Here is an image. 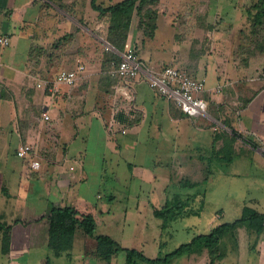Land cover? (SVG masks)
Masks as SVG:
<instances>
[{
  "label": "crops",
  "instance_id": "obj_1",
  "mask_svg": "<svg viewBox=\"0 0 264 264\" xmlns=\"http://www.w3.org/2000/svg\"><path fill=\"white\" fill-rule=\"evenodd\" d=\"M91 1L0 0V40H7V44L0 43V115L6 113L10 123L4 139L8 140L9 146L13 138L17 140L11 152L17 161L6 162L7 170L0 172V259L4 258L0 264H46L47 217L52 208L65 206L89 208L95 218V235L110 237L123 249H133L147 259H156L164 250L158 242L159 235L150 245L146 241V245L127 248L122 243H131L135 237L124 230L125 225L134 220L144 223V227L149 222L162 226V219L156 217L154 211L164 210L168 200L189 203L195 196L202 195L192 186L209 179V162L206 161L213 158L221 160L224 155H229V151L233 156L231 164L238 162L237 157L243 151H251L254 153L253 162L264 169V78L244 77L247 60L243 58L235 66L231 58L213 60L212 55L205 54L210 48L206 37L200 46L192 45L185 53L174 44L162 48V41L155 40V36L165 15L164 11L156 10L155 5V35L146 39L147 34L139 30V18L134 12L123 51L118 52L106 41L107 17L99 16L92 9ZM94 1L105 8L123 0ZM164 2L157 0V4ZM174 12L167 13L166 17L171 18ZM193 12L181 11V17L193 18ZM133 21L136 29L132 28ZM199 29L205 32L206 26ZM131 48L149 70L158 71L166 66L175 68L177 65L181 68L179 70L203 81L205 92L201 97L207 104L206 116L189 118L170 106L164 109L159 106L157 112L155 106L149 110L147 106L154 105L155 99L161 97L154 93L155 99L147 96L141 90L144 83L124 85L118 78L110 76L111 63L106 62V53L111 52L120 58ZM231 66L235 68L231 69ZM79 67L83 69L78 71ZM72 70L78 71V80L72 86L55 83L51 91L36 86L38 83H54L59 72ZM10 85L16 89L10 91L12 95L9 96L7 89H11ZM180 121L186 128L179 130ZM176 123V133L170 139L173 147L168 154L158 155L162 161L154 163L155 173L152 171L149 175L144 164H129L130 179L138 178L145 183L164 179L166 186L151 190L134 188L137 191L129 188L127 194L139 195V199L134 200V215L130 218L125 211L115 213L116 209L101 201L98 190L102 179L103 152L110 149L115 153L122 149L115 134L128 135L129 132L136 140L146 129L144 137L149 138V129L155 128L161 135L159 140L164 142L165 139L169 141L162 135L165 125ZM48 128L55 130L57 136L50 138L45 133ZM93 128L95 143L100 142L101 151L98 145H95L96 154H91L93 151L86 148L89 133L85 139V150L76 151V134ZM0 129L3 131L1 126ZM180 136L186 142H198L205 150L203 154L198 155L201 151L196 149L192 153L194 157L174 151V143ZM23 145L32 147L31 160L39 162L38 170L30 169V157L21 159L16 156ZM1 150L0 155H3ZM160 168L164 170V177L156 174ZM181 175H184L182 180L190 185L186 187V197L178 198V194L185 195V190L178 186L179 189L169 198L168 182L171 180L173 185L175 182L178 185ZM89 178L95 185H87ZM77 184L79 188L76 189ZM258 210L256 212L264 216V211ZM221 216L220 213L215 214L201 235L209 234L217 226L229 224L220 223ZM115 223L121 224L117 226ZM231 233L234 234L233 249L223 252L203 249L198 255L193 251L174 259L178 264H264V229L256 234L243 224ZM141 237L147 239V233L141 231ZM76 243L80 247H75ZM82 243V234L77 232L73 253L78 255L82 252ZM118 255L124 260L123 253Z\"/></svg>",
  "mask_w": 264,
  "mask_h": 264
},
{
  "label": "rangeland",
  "instance_id": "obj_2",
  "mask_svg": "<svg viewBox=\"0 0 264 264\" xmlns=\"http://www.w3.org/2000/svg\"><path fill=\"white\" fill-rule=\"evenodd\" d=\"M102 1L104 0H99V3ZM256 2L257 0H165L162 5L156 2L154 8L156 7V10L160 12L164 11L163 14L165 16L163 19L160 18V20H163V24L158 26L155 40L162 41L161 47L164 49L166 45L170 46L174 44L176 47H180L181 52L185 53L192 45H196L197 47L200 46V42L206 37L210 48L205 54L212 55L210 57H213V60L214 58L219 60L222 58L226 60L231 58L233 61H231L232 65L235 66L236 63L240 64L241 60L244 58L248 63L247 67L244 68L247 69L243 72L245 75L244 77L246 79L253 78L255 80L264 78V28L257 26L253 21L257 12V10L254 9ZM184 10L194 11L195 13L193 12L194 15H192L193 18L187 19L186 17H181V11ZM172 11H175L172 14L173 16L171 18L166 17V14ZM205 13L206 15L204 16ZM203 16L205 18H203ZM138 26L139 30L147 34L146 39L149 38L152 25L147 21H140ZM201 26H206L205 32L199 29ZM170 27H172V29L174 28V31L170 29ZM132 28L136 29L134 21L132 23ZM212 32L218 34H212ZM153 35H155V29L152 33V36ZM218 43L220 45H216ZM134 45L139 44L135 43ZM130 51L135 52L133 48H131ZM170 55L166 56L169 57ZM233 66L230 68L234 69L235 67ZM175 68L181 69L177 65H175ZM16 85L17 84H15V86ZM143 85L141 86V90L150 98L155 99V97H153L154 92L145 84ZM15 86L12 87L10 85L11 89H7L9 90L7 95H12L10 91L14 92V89H16ZM155 100L156 105L150 104L147 106L149 110H152L154 106L156 107V112L159 106L163 109L169 106L175 108L172 103L162 98ZM159 103L160 105H158ZM160 118L161 116L159 119ZM9 124L6 113L0 115V126L3 129V131L0 129V149H2L1 151L3 152V155H0V160H4L3 162L0 161V172L2 173H5L7 170L6 166L8 165L6 162L11 160L14 162L17 161V159L11 155L13 147L17 145V140L13 138L11 146H9L10 144L7 143L8 140L4 139L7 135L8 131L6 132V130L9 128ZM176 125L178 124L165 125V130L163 129L162 135L169 138V141L165 139L164 142H161L159 140L161 135L160 133L157 134L155 128L154 130L153 128L149 129V133H151L149 138L144 137L146 129L141 132V136H138L136 140L132 139V134L129 132L128 135H121L117 132L115 134V139L122 145V149H118L115 153H112L110 149L106 151L103 149L105 155L102 162V179L99 181L98 190L101 193V201L109 204V208L112 206L113 209H116L117 211L114 210L115 213L125 211L130 218L134 215L133 206L136 205L134 200L139 199V195L127 194L129 188L137 191L138 189L134 188L161 189L166 186V180L164 179L155 181L154 183H145L138 178L130 179L129 164H144L149 175L152 171L155 173L154 163H160L162 161L161 157L158 155L168 154L173 147V143H171L170 139H172L173 135L176 133ZM182 128H186V126L180 121L179 130H182ZM45 133L49 134L50 138L57 136L55 130L52 131V129L49 128ZM87 137L88 146L86 148H88L89 151H93L91 154L97 153L95 145H98V150L101 151L102 146L100 142L96 141L95 143V128L89 132L85 130L79 131L76 134L74 149L76 151L85 150L84 144ZM244 138L250 140L249 137ZM175 149L180 154L188 153V155L193 157L194 155H192V153L195 149V151H201L198 152L199 154L197 153L198 155L203 154V151H205L201 145H198V142L193 140L186 142L182 136L179 137V141L174 143V151ZM230 154L231 151H229V155H224L221 160L213 158L212 160L206 161L209 162V179L197 186H192L194 188L196 187V190H200L203 193L202 195L195 196L192 199L193 201L189 203H184L183 200L180 201L182 205L179 208H175L174 206L171 208L169 206V211L165 213L167 217L161 221L160 224L162 226L160 227L155 226L153 223L151 224V222L148 223V226L144 227V223L140 221L137 223V221L131 220L128 226L125 225L123 228L129 235L133 234L132 236H134L135 239H133L131 243L123 242L122 244L129 248L132 245H146V241H149L148 245H150L152 243L151 241L155 240L158 234V242L162 248L164 247L160 255V257L163 258L180 245L190 243L192 239L205 233L206 225L213 220L215 214L220 213L222 215L220 223H232L242 215L244 207L264 211V169L256 166L253 162L254 153L251 151L248 153L247 151H243L242 154L237 157L238 162L234 164H231L230 159H233V156H230ZM2 156L4 157L2 158ZM163 173L164 170L160 168L156 174L159 177L162 174L161 177H164ZM183 176H180L181 180H179L178 185L176 182L173 185L171 180L168 182L169 187L167 188V196L169 198H171L173 192L179 189L178 186L185 190L183 191L185 195L182 193L178 194V198L182 199L186 197V192H188L186 191V187L190 185L182 180ZM87 185H95L94 180L89 178L87 180ZM77 188H79V184L76 185V189ZM151 197L155 198L153 194H151ZM120 224L121 223H115L114 225L120 226ZM157 224H159V222ZM141 231L147 233V239L141 237ZM136 232L137 234H135ZM233 236L234 234H232L230 230H226L222 239L210 252H223L233 249L235 247ZM77 246L80 247L78 243H76L75 247ZM200 251L196 250V254H200ZM3 259L4 258L1 257L0 260L3 261ZM123 261L121 255H118L114 259H111L110 264H122ZM65 264H81V260L78 258L76 263L72 260ZM138 264L144 263L138 262ZM169 264H178V261L172 258Z\"/></svg>",
  "mask_w": 264,
  "mask_h": 264
},
{
  "label": "trees",
  "instance_id": "obj_3",
  "mask_svg": "<svg viewBox=\"0 0 264 264\" xmlns=\"http://www.w3.org/2000/svg\"><path fill=\"white\" fill-rule=\"evenodd\" d=\"M49 2H59L61 0H47ZM157 0H123L109 7H101L91 1V7L99 16H106L108 28L106 41L118 52H122L131 18L134 12L140 21H147L152 25L150 33L152 35L155 25V15L153 6ZM254 9L257 10L253 19L254 24L264 28V0H257ZM106 62L117 63L119 57L111 52L106 53ZM187 201V200H186ZM168 205L164 210H155L154 215L162 220L167 216L168 207L179 208L182 204L180 200H168ZM172 218V217H171ZM48 235L46 247V264H65L75 261L78 258L81 264H110L111 259L119 253L124 254L125 264H169L170 260L182 254L196 250L207 249L212 251L221 240L226 230H234L238 225H246L254 230L256 234L264 229V216L256 211L245 207L241 217L229 224H224L213 228L207 235H200L191 240L190 243L180 245L173 252L163 258L147 259L138 251L133 249H123L110 237L95 235V218L92 211L82 206H65L52 208L47 217ZM81 232L83 237V250L80 254L73 253L75 234Z\"/></svg>",
  "mask_w": 264,
  "mask_h": 264
},
{
  "label": "built area",
  "instance_id": "obj_4",
  "mask_svg": "<svg viewBox=\"0 0 264 264\" xmlns=\"http://www.w3.org/2000/svg\"><path fill=\"white\" fill-rule=\"evenodd\" d=\"M7 44V40H0ZM78 68V71L82 70ZM78 71H61L57 74L54 83H38L36 86L43 90L51 91L53 84L72 86L78 80ZM110 76L118 78L124 85L130 82L144 83L159 97L172 103L183 115L189 118H201L207 114V104L201 97L205 92L203 81L193 78L185 71L166 66L158 71L146 68L135 52L127 51L120 56L117 63H111L108 71ZM44 119H48L43 115ZM33 155V149L29 145H23L16 156L26 159ZM29 167L32 171L40 168L37 160H31Z\"/></svg>",
  "mask_w": 264,
  "mask_h": 264
}]
</instances>
